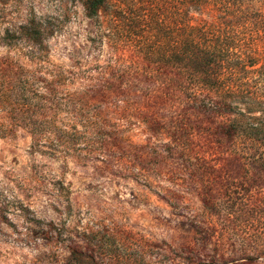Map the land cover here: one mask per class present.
Here are the masks:
<instances>
[{"label": "trees", "instance_id": "16d2710c", "mask_svg": "<svg viewBox=\"0 0 264 264\" xmlns=\"http://www.w3.org/2000/svg\"><path fill=\"white\" fill-rule=\"evenodd\" d=\"M79 1L89 19L114 9L117 21L125 13L113 0ZM136 3L146 12L137 23L149 37L133 46L130 60L119 56L87 70L49 64L47 77L32 65L37 48L24 53L8 41L40 34L23 26L7 31L0 38L7 50L0 57V115L30 122L39 141H49V156L99 164V172L133 180L172 206L195 193L224 232L231 225L239 232L261 212L252 186L240 193L246 184L235 178L248 175L249 164L264 171V0ZM12 131L0 126V134ZM245 208L256 210L242 222ZM215 231L195 230L207 245ZM74 252L82 259L79 248ZM240 252L214 258L231 264L264 257L258 247Z\"/></svg>", "mask_w": 264, "mask_h": 264}, {"label": "rangeland", "instance_id": "374dc122", "mask_svg": "<svg viewBox=\"0 0 264 264\" xmlns=\"http://www.w3.org/2000/svg\"><path fill=\"white\" fill-rule=\"evenodd\" d=\"M113 1L125 11L117 21L114 9L89 19L79 0H0V38L21 26L40 34L8 41L24 53L37 48L32 65L47 77L49 64L87 70L119 56L130 60L133 46L150 35L144 22L137 23L146 12L136 3L141 0ZM6 52L1 45L0 57ZM6 116L0 115V126L13 131L0 134V264H224L214 257L253 247L264 253V171L256 165L235 181L246 184L240 193L252 186L251 200L261 212L251 218L252 228L245 222L239 232L232 225L224 232L195 193L172 206L133 180L99 172V164L55 159L30 122ZM255 210L245 208L239 220ZM196 225L216 227L212 244L197 239ZM231 264H264V257Z\"/></svg>", "mask_w": 264, "mask_h": 264}]
</instances>
